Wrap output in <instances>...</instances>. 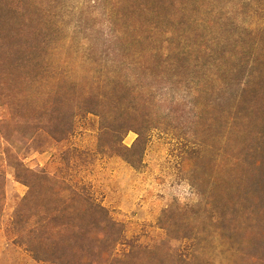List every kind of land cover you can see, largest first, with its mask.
I'll return each mask as SVG.
<instances>
[{"label":"rangeland","instance_id":"374dc122","mask_svg":"<svg viewBox=\"0 0 264 264\" xmlns=\"http://www.w3.org/2000/svg\"><path fill=\"white\" fill-rule=\"evenodd\" d=\"M0 264H264V0H0Z\"/></svg>","mask_w":264,"mask_h":264},{"label":"trees","instance_id":"16d2710c","mask_svg":"<svg viewBox=\"0 0 264 264\" xmlns=\"http://www.w3.org/2000/svg\"><path fill=\"white\" fill-rule=\"evenodd\" d=\"M16 160H17V161L15 162V163H16V167H17V166H18V167H19V166H20V167L23 166L22 162L18 161V159H16ZM18 162H19V163H18Z\"/></svg>","mask_w":264,"mask_h":264}]
</instances>
